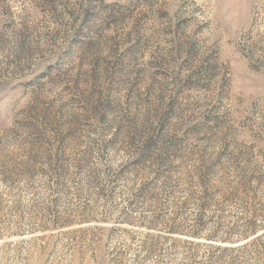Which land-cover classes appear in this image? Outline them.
<instances>
[{
	"label": "rangeland",
	"instance_id": "rangeland-1",
	"mask_svg": "<svg viewBox=\"0 0 264 264\" xmlns=\"http://www.w3.org/2000/svg\"><path fill=\"white\" fill-rule=\"evenodd\" d=\"M146 137L232 157L215 200L178 167L145 189ZM198 215L231 243L165 230ZM217 259L264 264V0H0V264Z\"/></svg>",
	"mask_w": 264,
	"mask_h": 264
},
{
	"label": "trees",
	"instance_id": "trees-1",
	"mask_svg": "<svg viewBox=\"0 0 264 264\" xmlns=\"http://www.w3.org/2000/svg\"><path fill=\"white\" fill-rule=\"evenodd\" d=\"M140 147L135 152L132 157H130L126 163V165L131 166L133 169L131 171L139 170L141 173V178L144 181L145 189H149L150 185L159 184V178H161L160 174H157V171L162 169H166L165 173H169V168L178 167L177 169H182L183 173H187L188 177L193 180H184V184H194L197 191H199V195H188L186 197L187 201L197 200L202 205L206 202L215 200L212 194H208L209 189H213L212 180L216 176L215 167L218 165H222V161H226L229 164L234 162L232 157H227L226 159L220 157H213L210 154L201 155L198 154L200 150L195 151V148L199 146L196 144L194 148V143L185 142L180 139H176L175 137H146L143 141H139ZM69 145L67 148H64L61 154L59 152L54 151V147H52L50 160L51 164L57 162V160L64 158L66 155V151L70 148ZM193 150V151H192ZM188 151V152H187ZM180 152V153H179ZM188 153V154H187ZM61 157H58V155ZM182 166L190 167V171L186 170V167L181 168ZM166 179H169V174ZM167 181V182H166ZM164 181L165 184H168V180ZM163 182V184H164ZM240 184V180L236 182V185ZM197 197V199H195ZM186 203V202H185ZM202 216L198 215L196 222L192 226V231H187V229H181L184 225L183 221L179 223H175L176 219H172L173 224L165 229L169 234L172 235H180L188 237L189 239H201L205 241H215L222 243H231L229 239H215L212 236L202 235L198 233L197 229L203 226L201 221ZM152 228H157L156 225H152ZM151 228V229H152ZM259 227H251L249 225L245 231L244 235H240L238 240H247L250 236L257 233ZM201 245V244H200ZM217 264H224L222 259H217Z\"/></svg>",
	"mask_w": 264,
	"mask_h": 264
}]
</instances>
